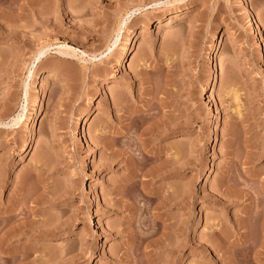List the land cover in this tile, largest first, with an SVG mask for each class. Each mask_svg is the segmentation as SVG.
<instances>
[{"label":"rangeland","instance_id":"rangeland-1","mask_svg":"<svg viewBox=\"0 0 264 264\" xmlns=\"http://www.w3.org/2000/svg\"><path fill=\"white\" fill-rule=\"evenodd\" d=\"M0 222V264H264V0H0Z\"/></svg>","mask_w":264,"mask_h":264},{"label":"bare ground","instance_id":"bare-ground-1","mask_svg":"<svg viewBox=\"0 0 264 264\" xmlns=\"http://www.w3.org/2000/svg\"><path fill=\"white\" fill-rule=\"evenodd\" d=\"M19 14V13H18ZM17 14V15H18ZM17 17V16H16ZM173 17H174V15H171L169 18H168V21H167V23H170L171 21H172V19H173ZM15 18V17H14ZM17 21V20H16ZM249 21V26L251 27V28H253L254 27V23L251 21V20H248ZM18 22V21H17ZM14 25H16V23L14 24ZM160 25V24H159ZM129 44V43H128ZM129 49H130V46H128L127 48H126V50L125 51H123V52H121V54H120V57L118 58V62L120 61V60H122L123 61V59L125 58V56H126V54L127 53H131V51H129ZM48 50V48L47 47H42V48H40V49H38L36 52H35V54H34V56H33V59L34 60H37L38 62H39V60H41V58L46 54V51ZM60 52H63V51H60ZM111 52V51H110ZM109 52V53H110ZM114 54V53H113ZM110 55V54H109ZM103 70H104V68H103ZM106 70V69H105ZM103 72V71H102ZM110 81H117V79H115V78H112V80H110ZM209 87H210V82L207 80L206 82H205V84H204V89H209ZM116 92V91H115ZM114 95V94H113ZM118 96V95H117ZM131 112V111H130ZM92 114V110L89 108V109H87L86 110V112H85V116L88 118V117H90V115ZM131 114V113H130ZM20 117H21V114H17L16 115V117H13L12 119H10V121L8 122L9 123V125H13V124H15V123H17L18 121H19V119H20ZM129 117V116H128ZM133 119V118H132ZM161 120V119H160ZM163 120V119H162ZM165 121V120H164ZM136 124V123H135ZM140 124V123H139ZM7 125V124H6ZM161 126V125H160ZM159 126V127H160ZM135 127V126H134ZM181 127V122H177V123H175V127L174 128H176V129H179ZM158 128V127H157ZM167 128H168V126H167ZM167 128H162V131H161V129H160V131H158L159 133L161 132H163V131H165ZM134 129V128H133ZM151 129V128H150ZM127 130H128V127H127ZM134 130H136V128L134 129ZM128 131H130V130H128ZM133 131V130H132ZM154 131V130H153ZM127 132V131H126ZM157 132V131H156ZM147 132L146 131H141L140 132V134H139V136H138V138L135 140L136 142H137V140L139 139V141L137 142V143H139V145L138 144H136V145H138L139 147H140V152L137 154V156H135V157H127L126 159H125V163H126V166H128L129 167V172H128V174L122 179L123 180V186H125L126 184H129V185H132V188H134V190H132L133 192H131V194H130V191H131V189H130V191H127L129 194H128V196L131 198V200H138V198L139 197H145L146 198V200H148L147 201V203H150V205H151V202H150V200H151V196H149L152 192L150 191V190H147L146 189V187L147 186H145L146 185V183L148 182V181H150V179H153V176L154 177H158V176H160L161 174H163V173H165L166 171H167V169H166V167H167V164H166V162L164 163V162H161V163H159V164H157V165H153V167L150 169V168H148V169H146V166L148 165V164H150L152 161L154 162L155 160V158L156 157H159V156H157V152H151V151H149V150H147V152L145 151H143L144 149H145V147H146V145H148V142H147V137H145L144 135L146 134ZM126 134V133H125ZM130 136V135H129ZM115 138V137H114ZM118 138V137H117ZM126 138V137H125ZM129 137H127V139H128ZM116 139V138H115ZM129 139H131V138H129ZM129 139L127 140L128 142H125V143H128V145H131V146H133L132 144L134 143H136V142H133L132 140H134V139H132V140H130L129 141ZM105 140H103L102 141V143H103V145L105 146H114V145H116L117 143H119V145H120V143H122V142H120L121 140H119V139H116V140H114V139H112V141L110 140V141H105ZM123 141V140H122ZM29 142H30V139H29ZM128 145H127V147H128ZM105 146V147H106ZM137 146V147H138ZM139 147H138V149H139ZM30 148H32V146L30 147ZM130 147H128V148H126V152H127V149L128 150H130L131 151V148L129 149ZM135 150H136V148H135ZM134 151V150H133ZM132 152V151H131ZM176 152V151H175ZM122 153V152H121ZM121 153H118L117 155H120ZM128 153V152H127ZM131 154V153H130ZM128 155V156H132V154H133V152H132V154L131 155ZM136 154V153H135ZM135 154H133V155H135ZM175 157V156H174ZM133 159V160H132ZM157 159V158H156ZM115 160V159H114ZM120 160V159H119ZM118 160V161H119ZM180 152L179 151H177V154H176V161L175 162H177L178 164L176 165L177 166V168L178 167H180ZM175 166V167H176ZM146 169V170H145ZM180 169V168H179ZM167 173V172H166ZM128 185V186H129ZM127 186V187H128ZM129 188V187H128ZM124 190V189H123ZM125 191V190H124ZM123 192V191H122ZM170 193V192H169ZM168 192H166L165 191V193H162L163 194V198H161V200L159 201V203H156V204H158V205H160L161 207L162 206H164L165 204H166V200H170V199H168V197L170 196V194H169ZM123 195H124V193H122ZM153 194V193H152ZM125 195H127V194H125ZM169 195V196H168ZM175 196V195H174ZM154 197V196H153ZM155 198V197H154ZM154 198H152L153 199V201L155 200ZM141 199V198H140ZM145 200V199H144ZM145 200V201H146ZM144 201V202H145ZM133 202V201H132ZM137 203V202H136ZM135 203V204H136ZM133 204H134V202H133ZM134 204V205H135ZM131 205V204H130ZM149 205V204H148ZM124 207H126V206H128V204L127 205H123ZM132 206V205H131ZM147 205H145V207H146ZM129 207V206H128ZM135 207V206H134ZM136 207H138V206H136ZM154 207H158V206H154ZM130 208V207H129ZM137 209H139V208H137ZM137 209H135V210H137ZM129 221V220H128ZM0 224H2V226H3V223H1L0 222ZM129 226V225H128ZM139 254V253H138ZM129 255H130V253H129ZM129 255H128V257H129ZM137 255V254H136ZM131 257V256H130ZM139 258V257H138ZM134 260H137L136 258L134 259ZM134 262V261H133ZM131 263V262H130Z\"/></svg>","mask_w":264,"mask_h":264}]
</instances>
